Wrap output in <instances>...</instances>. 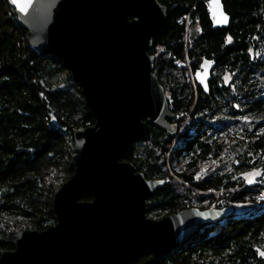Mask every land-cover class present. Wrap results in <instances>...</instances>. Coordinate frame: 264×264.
<instances>
[{"label":"trees","instance_id":"16d2710c","mask_svg":"<svg viewBox=\"0 0 264 264\" xmlns=\"http://www.w3.org/2000/svg\"><path fill=\"white\" fill-rule=\"evenodd\" d=\"M158 1L166 23L148 53L178 134L147 123L121 159L164 180L147 199L150 218L193 207L233 211L161 256L145 252L126 264H264V0H222L230 21L216 28L208 0ZM203 58L215 64L208 94L194 79ZM92 124L62 61L35 51L0 0V253L13 249L1 241L9 231L55 223L53 190L74 172L73 131ZM253 170L262 174L249 184L242 175Z\"/></svg>","mask_w":264,"mask_h":264},{"label":"water","instance_id":"95a60500","mask_svg":"<svg viewBox=\"0 0 264 264\" xmlns=\"http://www.w3.org/2000/svg\"><path fill=\"white\" fill-rule=\"evenodd\" d=\"M7 1L31 47L62 61L79 85L93 124L73 131L74 172L53 190L55 223L42 230L9 231L1 241L13 249L0 253V264H126L145 252L158 257L183 244L200 226L232 213V207H193L150 218L147 199L164 180L146 179L121 159L126 147L145 135L147 123L177 134L148 53L152 37L166 23L162 3ZM207 6L214 28L229 24L222 0L218 6L208 0ZM214 66L203 58L194 73L206 94Z\"/></svg>","mask_w":264,"mask_h":264},{"label":"rangeland","instance_id":"374dc122","mask_svg":"<svg viewBox=\"0 0 264 264\" xmlns=\"http://www.w3.org/2000/svg\"><path fill=\"white\" fill-rule=\"evenodd\" d=\"M225 81L228 82V77H226ZM208 168H210V166H206L199 173H197L196 176L200 177L201 175L205 174V172L208 170ZM256 173H259V175H256ZM261 174H262V171L253 170V171H250V172L243 174L242 176L244 177V179L246 180L247 183L252 184L258 180V178ZM263 179H264V177H263ZM257 199H258L257 201H259L260 204L264 203V189H261L260 192H258Z\"/></svg>","mask_w":264,"mask_h":264},{"label":"snow or ice","instance_id":"6c2138e0","mask_svg":"<svg viewBox=\"0 0 264 264\" xmlns=\"http://www.w3.org/2000/svg\"><path fill=\"white\" fill-rule=\"evenodd\" d=\"M214 5L218 6V0H214ZM220 22V21H218ZM223 22H227V17L223 16ZM256 175H259V173H256ZM261 255H264V253H261Z\"/></svg>","mask_w":264,"mask_h":264},{"label":"bare ground","instance_id":"6f19581e","mask_svg":"<svg viewBox=\"0 0 264 264\" xmlns=\"http://www.w3.org/2000/svg\"><path fill=\"white\" fill-rule=\"evenodd\" d=\"M177 134H178V124H177ZM177 134H176V135H177ZM176 135H175V136H176Z\"/></svg>","mask_w":264,"mask_h":264},{"label":"flooded vegetation","instance_id":"af4514ba","mask_svg":"<svg viewBox=\"0 0 264 264\" xmlns=\"http://www.w3.org/2000/svg\"><path fill=\"white\" fill-rule=\"evenodd\" d=\"M211 20V19H210ZM199 68V67H198ZM212 72V71H211Z\"/></svg>","mask_w":264,"mask_h":264}]
</instances>
